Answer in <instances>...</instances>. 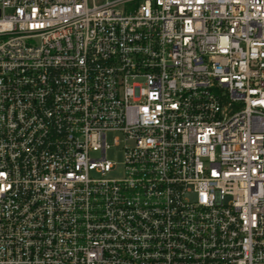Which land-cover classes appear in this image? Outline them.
<instances>
[{
	"label": "built area",
	"instance_id": "built-area-1",
	"mask_svg": "<svg viewBox=\"0 0 264 264\" xmlns=\"http://www.w3.org/2000/svg\"><path fill=\"white\" fill-rule=\"evenodd\" d=\"M0 264H264V0H0Z\"/></svg>",
	"mask_w": 264,
	"mask_h": 264
},
{
	"label": "rangeland",
	"instance_id": "rangeland-1",
	"mask_svg": "<svg viewBox=\"0 0 264 264\" xmlns=\"http://www.w3.org/2000/svg\"><path fill=\"white\" fill-rule=\"evenodd\" d=\"M116 137L122 138V134L114 132L107 134V141L110 144V149L107 151V158L116 165V171L112 174L113 176H119V173L123 169V145H115Z\"/></svg>",
	"mask_w": 264,
	"mask_h": 264
}]
</instances>
